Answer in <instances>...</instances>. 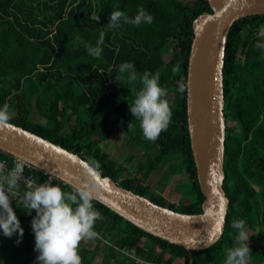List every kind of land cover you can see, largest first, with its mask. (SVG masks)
I'll use <instances>...</instances> for the list:
<instances>
[{
	"label": "trees",
	"instance_id": "obj_1",
	"mask_svg": "<svg viewBox=\"0 0 264 264\" xmlns=\"http://www.w3.org/2000/svg\"><path fill=\"white\" fill-rule=\"evenodd\" d=\"M141 7L154 17L151 24L135 27L120 21L119 27L107 26L111 12L121 10L132 18ZM203 12H211L207 0H0V106H10L11 124L91 166L99 162L97 171L119 186L176 212L199 213L203 197L187 131L185 82L191 22ZM101 32L102 52L94 57L88 46H97ZM261 33L264 15H252L236 20L227 34L222 67V188L229 202L220 238L203 250L191 251V264H225L237 235L234 219L246 221L251 250L247 264H264V49L256 46L264 43ZM124 62H134L141 75L145 70L159 71L160 84L171 96L167 97L171 123L155 141L144 138L140 122L130 111L142 85L119 73ZM34 108L43 122L31 118ZM121 128L137 146L155 148L140 179L121 180L122 168L101 149ZM5 154L10 162L12 156ZM172 156L179 162L169 166L167 174L182 170L186 181L176 190L186 186L179 195L191 196L177 206L150 194L143 184L152 170ZM36 176L46 178L42 171ZM54 183L74 191L60 180ZM11 203L24 234L6 237L0 230V264H39L32 229L36 213L24 209L23 201ZM92 203L101 214L94 225L98 240L92 250L82 241V264H92L97 254L99 264H189L182 246L140 230L97 201Z\"/></svg>",
	"mask_w": 264,
	"mask_h": 264
},
{
	"label": "water",
	"instance_id": "obj_2",
	"mask_svg": "<svg viewBox=\"0 0 264 264\" xmlns=\"http://www.w3.org/2000/svg\"><path fill=\"white\" fill-rule=\"evenodd\" d=\"M211 12L192 22L186 75V122L196 178L203 200L199 213H179L102 176L86 160L19 126L0 129V150L28 162L74 190L87 186L110 211L140 230L191 251L216 242L228 207L222 184L225 120L223 57L227 34L241 18L264 15V0H207Z\"/></svg>",
	"mask_w": 264,
	"mask_h": 264
},
{
	"label": "clouds",
	"instance_id": "obj_3",
	"mask_svg": "<svg viewBox=\"0 0 264 264\" xmlns=\"http://www.w3.org/2000/svg\"><path fill=\"white\" fill-rule=\"evenodd\" d=\"M99 21V17H94ZM154 17L141 7L137 14L130 18L124 11L115 10L110 14L108 27L120 26V21L139 27L151 24ZM104 33H100L97 46H88L89 54L99 57L102 52ZM258 48L264 49V43H258ZM178 66L173 68L176 72ZM119 73L128 74L130 83L137 82L142 87L137 91L135 99L130 105L133 117L140 122V128L146 140L155 141L163 131H166L172 119V110L167 99L168 90L160 84V72L152 73L145 70L141 75L135 69L134 62H124L119 66ZM119 79V76L117 77ZM183 92V89H180ZM12 114L10 106L5 103L0 106V129L11 127ZM132 123L128 124V129ZM95 170L100 164L93 161ZM6 162H0V230L4 236L11 237L19 233L22 238L24 230L13 210L11 196L18 188L22 165L17 164L13 171L5 173ZM24 194V209L35 210L32 219V229L35 234V250L39 255V264H82L80 244L85 240H92L97 233L94 225L101 218L100 212L94 207L91 190L87 186L65 191L59 185L50 183L27 184ZM232 227L237 231L234 246L227 250L225 264H247L251 255L248 246L249 235L244 219L232 221ZM19 242V240L17 241Z\"/></svg>",
	"mask_w": 264,
	"mask_h": 264
},
{
	"label": "rangeland",
	"instance_id": "obj_4",
	"mask_svg": "<svg viewBox=\"0 0 264 264\" xmlns=\"http://www.w3.org/2000/svg\"><path fill=\"white\" fill-rule=\"evenodd\" d=\"M262 38L264 40V36ZM168 97L171 99V96ZM31 118L40 122H43L44 120L38 114L36 108L32 111ZM101 149L108 155L109 160H111L117 168H122L119 175L121 180L126 177L132 178L133 176L135 179H140L145 170V163L148 161L151 153L155 151L154 147L146 150L137 146L135 142L130 139L128 133L122 128L110 135L102 143ZM178 159L177 156H172L171 158L164 160V162L160 163L154 171L152 170L149 173L150 175L148 174L146 182L143 183L148 186L150 194L158 195L163 198L166 203H171L174 206H177L179 201L187 202L188 200L190 201L191 198V196L189 198L188 195L184 197L179 195V192L181 194L183 188L187 190L186 186L182 188L178 187L176 190V187L180 185V183L186 181L184 172L182 170L178 171L179 169L176 168L174 173L167 174L169 166L177 164L179 162ZM97 240L98 238L95 237L89 242L84 241L83 243L88 245L90 250H92V248L96 246L95 244L97 243ZM130 255L133 256V253H130ZM99 259L100 256L97 254L96 258L92 260V264H99Z\"/></svg>",
	"mask_w": 264,
	"mask_h": 264
},
{
	"label": "built area",
	"instance_id": "obj_5",
	"mask_svg": "<svg viewBox=\"0 0 264 264\" xmlns=\"http://www.w3.org/2000/svg\"><path fill=\"white\" fill-rule=\"evenodd\" d=\"M6 154L0 150V162H6V166H5V173L9 172V171H13L15 169V166L17 164H21L22 165V172H20L18 175L20 176V180H19V184H18V188L15 190V195L11 196V201H16V202H24V189H27V184L31 183V182H35L36 184H42V183H50L52 185H59L54 183V180L57 179L54 176L44 173L46 174V178L40 180L38 177L36 176V174L39 173V170L36 169L35 167H33L31 164H29L28 162L22 161L18 158H15L12 156V159L10 160V162H8V160L5 159ZM58 180V179H57ZM63 183V182H62ZM60 186V185H59ZM30 212H35V210H30L28 209ZM36 213V212H35Z\"/></svg>",
	"mask_w": 264,
	"mask_h": 264
},
{
	"label": "crops",
	"instance_id": "obj_6",
	"mask_svg": "<svg viewBox=\"0 0 264 264\" xmlns=\"http://www.w3.org/2000/svg\"><path fill=\"white\" fill-rule=\"evenodd\" d=\"M261 36L263 37L264 36V33H262Z\"/></svg>",
	"mask_w": 264,
	"mask_h": 264
}]
</instances>
